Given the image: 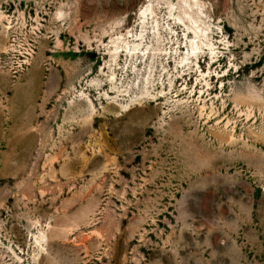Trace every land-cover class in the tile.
<instances>
[{
	"label": "rangeland",
	"instance_id": "obj_1",
	"mask_svg": "<svg viewBox=\"0 0 264 264\" xmlns=\"http://www.w3.org/2000/svg\"><path fill=\"white\" fill-rule=\"evenodd\" d=\"M0 264H264V0H0Z\"/></svg>",
	"mask_w": 264,
	"mask_h": 264
}]
</instances>
